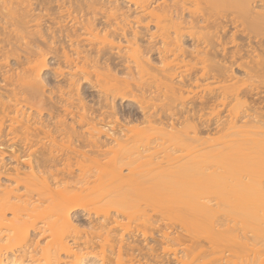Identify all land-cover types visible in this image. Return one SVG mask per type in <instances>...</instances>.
<instances>
[{"label":"bare ground","instance_id":"1","mask_svg":"<svg viewBox=\"0 0 264 264\" xmlns=\"http://www.w3.org/2000/svg\"><path fill=\"white\" fill-rule=\"evenodd\" d=\"M34 1L38 0H0V43L6 42V45H0V60L8 58L7 52H4L6 49L1 50L6 47L8 52L21 51L27 55L29 67L21 72L25 100L41 102L46 99L43 75L48 71V56L55 50L59 51L73 74L67 73V92L62 93L68 98L58 101L64 105L65 112L69 108L83 110L76 113L79 120L76 121L78 127L86 131L79 132L76 128L70 131L72 125L68 127L60 120L59 126L70 132L52 137V130H45L46 126L37 118L40 111L29 113L31 106L27 109L26 106L25 109L18 107L20 102L17 99L8 106L12 108L10 112L14 116L7 119L9 125L5 128L0 120V133L4 129L6 131L7 127L9 131L4 136L19 131L25 135L20 140L29 143L30 148L41 143L43 139L39 137L40 133L47 134L45 137L48 139L37 147L40 149L37 154L43 156L66 151L65 154L70 153L72 157L67 158L64 169L55 174L45 170L47 167L42 162L46 160L41 158L28 159L25 170L15 169L11 174L8 173L9 176L5 171L2 172L3 166L0 165V176L4 174L6 178L7 175L6 180L9 181V185H5L6 181L0 182V264H142L140 260L144 253L140 251L144 245H133L136 243L134 236L137 235H133L127 227H120L117 221L114 222L120 228H116L117 235L112 234L114 230L109 225L114 222L108 218L109 210L113 208L117 216L134 214L147 221V215L141 212V202H148L166 217L179 222L190 235H204L212 245L222 242L223 247L236 253L232 255L235 260L246 251L252 253L250 260L243 259L244 256L237 264H264V249H261L264 247V105L256 107L246 104L239 111L227 108L232 102L243 104L241 100L246 101L247 91L240 87L246 82L255 83L249 70L256 67L255 74L264 77V49L256 47L245 51L247 64H250L245 79L233 76L230 67L217 64L218 60H214L213 54L206 50L195 52L196 56L190 53L192 59L187 58L179 35L182 28L190 29L186 24L182 25L189 20L183 22L181 13L188 8L187 13L196 20L192 22L197 23L199 20L195 16L198 12H194L197 11L196 6L193 11L190 9V5L194 7L195 0H176L174 7L166 3L156 5V0H57L62 2L57 5V9L62 11L61 14L65 12L68 21L64 25L59 24L56 32L64 31L70 43L67 47H55L59 42L54 39L56 32L48 33L50 27L44 32L40 28L41 23H38L41 15L35 13L49 10L48 3L52 0ZM126 3L129 4L127 9L123 6ZM206 3L213 9L232 11L236 20H240L243 27L253 33L264 29V0H206ZM130 5L134 10L132 13L136 15L133 23H153L160 33L162 48L159 51L164 54L160 55L159 66L151 64L147 52L138 44L136 32L130 25ZM83 7L86 8L85 17L80 19L75 14L82 12ZM98 14L102 15V21H96ZM51 19L53 23L57 20L56 17ZM63 19L65 22L66 19ZM202 21L205 22V18ZM61 22L59 19L58 23ZM200 26L196 28V25H190L193 34L197 31L205 35ZM204 28H208V25ZM114 54L124 64L119 69L107 63L105 56ZM195 64L200 65L197 72L210 71L214 74H202L199 79L201 83L193 84L191 78L186 79L189 75L186 72ZM93 77L101 82L98 83L100 86L104 81L103 88L108 83L111 85V89L101 91L104 99H108L109 94L112 98L135 97L133 90L136 87L139 92H147L146 96L141 94L142 103L147 104L144 106L145 111H150H144L146 115L139 122L143 126L127 128L120 125L118 129L111 128L113 122L107 124L103 120L97 123L88 117L82 98L78 97L79 103H73L72 97L78 96L80 80L90 81ZM146 83H152L155 90ZM146 86L147 89H144ZM192 88H198L199 91L194 92ZM213 91H216L212 96L215 99L230 98L227 102H216L205 107L209 111L201 114L213 117L217 126L214 131L199 128L197 112L189 108H183L177 117L175 114L159 115L158 108L157 111L156 108L153 110L156 106L161 107V103L157 104L156 101L159 103L164 100L162 98L168 97L182 106L188 103L185 98L189 94L195 96ZM5 98L8 95L0 93V107L5 105ZM220 106L226 113L223 116V111L218 110ZM181 125L182 129L175 130ZM30 132L36 133L30 135ZM217 133H220V137L216 142L209 141L210 135ZM71 135H76L75 139ZM71 141L78 142V147L65 148L64 144ZM83 148L89 150H80ZM54 166L51 164L49 168ZM124 170L125 175L122 174ZM92 171L93 175L87 177L86 173ZM95 175L100 181L112 186L102 192L99 198L92 197L91 193H82L88 189L89 179ZM243 177L247 179L243 180ZM33 187H39L37 197H24L18 193L21 188ZM209 198L218 200L214 204L216 208ZM95 199L97 202L104 200L103 206L95 210V225H90L88 232L80 233L72 219L74 207H88L95 204ZM21 209L36 214L31 223V235L29 228L23 226ZM219 212L234 219L237 226L217 221ZM36 218L41 219L40 227H36ZM140 235L145 242L148 240L144 230L140 231ZM164 238L166 242L169 241L167 235ZM94 239L95 242L92 241ZM136 249H140L139 258L137 253L136 257L134 255ZM147 250V256H154L151 253L153 247ZM153 258L149 257V263L148 260L145 263L161 264L155 261L156 257ZM195 259L176 257L175 264H193ZM220 260H223L222 257H217L212 263Z\"/></svg>","mask_w":264,"mask_h":264},{"label":"rangeland","instance_id":"2","mask_svg":"<svg viewBox=\"0 0 264 264\" xmlns=\"http://www.w3.org/2000/svg\"><path fill=\"white\" fill-rule=\"evenodd\" d=\"M175 1L176 0H156V5H159V4L164 5L166 3V4H171L172 6L173 3L177 2ZM38 2L39 0L34 1V3H38ZM187 2H189V0H187ZM60 3L62 2L57 1V0H52L51 2L48 3V5L50 6L49 10L47 9V11L45 12L35 11V13H38L41 15V18H39L40 21L38 23H41L40 28H43L44 32H46L47 27H50V29L47 31L48 33L56 32L57 26L60 27L59 24L64 25L68 21L67 19L68 17L64 14L65 12L61 14L62 11L59 12V10L57 9V5ZM193 3H194L193 4L194 7L188 3V6L189 5L191 6L190 7V9H192L191 11H193V9L196 6L197 11H194V12H198L197 14L201 16L202 18H205L206 21L203 22L204 19L202 21V18H199L198 15L195 16L193 14V17L195 16L196 19L198 18V20L200 21V22L197 21V23L196 22L193 23L196 20H193L192 16H190L189 13H187L188 12L187 10L189 9L186 8V10H183V12L181 13L182 20H184L183 22H186L187 20H189V22L187 21L188 23L187 22L182 23V25L184 24L185 26L186 24V27L187 28L189 27L190 29H191L190 25H192V27L193 25H196V28H198V26L201 25L200 27L203 28L201 30L202 31L204 30L203 32L205 33L203 34L205 35L202 36L200 34L201 32L198 33L197 31H195V33L193 34V30H192L193 28L191 30L186 29L185 27H184L185 29L183 28L181 29L180 31L181 35H179L180 36L179 39H181V43L183 47L182 49H184L185 54H187L186 55L187 58L189 57L190 59H192L191 56H189L190 53H192V56L193 55L196 56L195 54L197 53L195 52H200V51L204 52L206 50L210 54H213V56L215 57L214 60H218L217 64H221V66L224 65L226 67L227 66L230 67L231 69L230 73H232L233 76H236L238 79H245L246 77L245 72L249 70L248 67L250 66V64H247V59L244 56L245 51L250 50V49L252 50L256 47L257 49L259 48V50L264 49V46L260 45V44H264V29H261L259 32L257 31V33L256 32L253 33L250 30L244 28L240 20H236L234 14H231L232 11L230 10L221 11L219 9H213L209 4L206 3V0L205 1L195 0L193 1ZM123 6L125 9H127L129 4L126 3ZM185 6L187 7V5ZM173 7H174V4H173ZM85 11H86V8L83 7L82 12H80L78 15L75 14V16L79 17L80 19L84 18L85 16L83 15ZM132 11H134L133 6L130 5L129 13H132ZM60 14L62 15V18H60L61 16ZM134 16L136 15L132 13V15L129 17V20L131 21L130 25L132 26L133 31L136 32L138 44L142 47L144 51L147 52V56L152 61L151 64H155V66H159V60H160V57L162 56L161 54H164V53L160 54V51L162 48V41L159 35L160 33L155 28L153 23H148V24L133 23L135 21ZM51 17L52 18L56 17L57 24H54L56 22L55 20H54V23L51 22L53 21ZM63 17L66 19L65 22H64ZM95 18H96V21L98 22L103 20V17L101 14H98ZM59 19L62 20L61 23H58ZM179 19H181V17ZM51 23L53 24L51 25ZM204 24H206V26H204ZM207 25L209 29L204 28V27H207ZM213 34H215L218 38L213 37L214 36ZM54 37H55L54 39L59 41L56 43L55 47H61V46L67 47L70 43L68 38L65 37L64 31L56 32ZM82 38L84 37L82 36ZM231 39L233 40V42L231 41ZM0 45L2 47L6 45V42H2L0 43ZM7 49L8 47L1 49V50L2 51L5 50L4 52H7L8 58L3 61L0 60V63L2 64L0 65V93L6 96L8 95L7 99L10 98V100H7L5 98L4 99L5 105L3 107H0V118H1L0 120L3 121L2 127L5 128L7 125H9V122L7 119L14 116V114L10 112L12 108L8 106L14 104V102H16L15 99H17V101L19 100L18 102H20L18 107L22 106L23 109L25 108L27 109L31 106V108L28 110L29 113H32L34 110L40 111V114L38 115L37 118L43 123L42 124L43 126L44 125L46 126L45 130L47 131L49 130V132L50 130H52L51 131L52 137H56L58 134L60 135V134L69 133L71 131V128L73 129L76 128L75 130L79 132L81 131L85 132L86 129L85 131H83L84 129H80L77 125L79 124L78 123L79 120L77 119L78 117L76 113H81V111L83 112V110L79 111L76 108H73L74 110H72V108L71 109L69 108V110L67 109L65 112L64 111L65 108L62 107L64 105H61L62 103H59L60 101H62L60 99L65 100L66 98H68L66 95L62 93H64L65 91L67 92L66 84L68 81H65L66 78L68 77L67 73L70 74L73 71V70H68L69 64L64 63L63 57L61 58L60 56L61 53L55 50L53 53L50 54V56H48L49 57L48 58V68H47L48 71H46V73L43 75V78L45 79L44 84H46V86L43 84L45 86L44 93L45 92L46 93L44 94V96L46 97V99L39 102V101L29 100V99L25 100L24 91L22 89V81H21L22 73L21 72L23 69H27L29 67V64L26 61L27 55L21 51L11 53L10 51L8 52ZM105 57L108 59L107 63L111 64L110 66H114L117 69L121 68L120 66L123 63H121L120 58H117L118 56H116V54L112 56L106 55ZM223 61L225 63H223ZM191 63L192 65H194L193 60ZM72 65L73 64H71V66ZM199 67L200 65L195 64L193 68H191L189 71L186 72L187 74H189L186 79L191 78L192 79L191 82L193 84L201 83L199 79L203 75L214 74V73H210V71H207L206 73L197 72L196 70ZM255 69L256 67H253L252 70H249V73L252 79L255 80V83L246 82L240 87L241 90L244 89L247 91L248 96H247L246 101L242 99L241 101L244 102L243 104H235V102H232L231 104H229L227 108H232L234 110L239 111L241 110L242 106L246 104L253 105L256 107L260 106V104L264 105V77H260L257 74H255ZM260 81L262 83H260ZM103 82L104 81H102V84ZM79 83L80 84H79L78 91H77L78 96H73L72 98L74 100L72 99L73 100L72 102L77 104L79 103L77 100L78 97L82 98L81 99L82 104L83 105L85 104L87 108V109L85 108L87 112L85 110L84 111L88 114V117L93 118L97 123L103 120H104V123H107V124H109L110 122H113L110 125V127L115 128V129L116 128L118 129L120 125H124L127 128H133L136 126L137 128H139L143 126L142 124L139 125V122L145 117L146 114L144 113L149 110L146 109L147 111H145L144 106H146L147 104L145 105L144 103H142L141 94L144 93V95L146 96L147 92H144V90H141L139 92L137 90L138 88L136 87L133 90L135 92L134 94L136 95L135 97L128 96L125 98H121L119 96V97L112 98L110 97L111 95L108 93L109 98L104 99V94L102 93L103 92L102 90L107 89V88L111 89L112 87L109 83L107 84L105 88H103L102 84L101 86L98 84L101 82H99L95 77L90 78V81L81 79ZM146 84H149V83H146ZM149 85H152L151 87L154 86L152 83ZM147 87L148 86H146V88L144 89H147ZM192 90L194 92L199 91L198 88L197 89L192 88ZM215 92L216 91H213L211 93H201L195 96L193 93H192L193 96L189 94L185 98L186 99L185 101L188 103L183 104L182 106L177 105L178 101H173L169 99L168 97H166V99L161 97L164 100L159 101V103L158 101H156L157 104L161 103V107L156 106L153 108V110H155L156 108V111H157V108H158L157 114L159 115L160 114H175V116L177 117L179 116V113L181 110H183V108H189L193 110V112L195 111L194 113L197 112L196 113L197 116L195 114L194 115L196 116V122L199 128H202L203 130L212 129L214 131L217 128V126H216V123L212 119L213 117L210 115H206V114L203 116L201 114H203L204 112H208L209 110L206 109L205 107L213 103L222 102V101L227 102L228 100H230L229 97L227 99L213 98L212 96L213 94H215ZM154 93H157V91H155ZM58 99L60 101H58ZM68 101H71V99H69ZM150 110L151 112L153 111L152 108ZM218 110H220V112L223 111L221 116L226 114L222 106H220ZM1 111L2 112L4 111L3 114H1ZM262 112H264V108ZM198 117L200 118L198 119ZM60 120L64 121V123H66L68 127L72 125L71 127H69L70 131H68L67 129H64V127H62L63 128L62 129L61 126H59L58 123H60L59 122ZM180 128L181 129L183 128L182 125L176 127L175 130H179ZM8 131H9V128L7 127L6 131L4 129V131L2 130V132L0 133L1 135V138H0V151H1L0 163L1 164L0 165L3 166L1 167V169L3 168L2 172L5 171L8 176L15 169L25 170L26 162L28 159L33 160V159H39V158L46 160L42 162L43 166L47 167L45 168V170H48V172H52L54 174L60 173V171L64 169L65 163L67 162L66 159L69 157H72L70 153L65 154L66 151H56L51 154H45L43 156H41L40 154H37V152H40V149H37V147H39L42 142H45L48 139L47 137H45V135L47 134L40 133L39 137H41L43 140L38 146L30 148L29 143L25 144L24 141L20 140V138L25 137L24 134H22L19 131H16L15 134H9L7 136H4L3 134H6ZM36 132H30V135H33ZM75 137L76 135H71L72 139H75ZM219 137H220V133L210 135L211 140L209 141H214L215 143ZM65 139L66 138H64V140ZM81 143H84V142H81ZM64 145H65V148L73 149L79 144L76 141L75 142L71 141V142L65 143ZM80 150L88 151L89 149L83 148ZM178 153L180 154V152ZM183 154H184V151H183ZM109 156H111V154ZM51 164H55L56 166H54L53 168L52 167L49 168V165ZM93 172L94 171L86 173V176L88 177L89 175L90 176L93 175ZM75 174H78V173L76 172ZM122 174L125 175L126 170H124ZM7 175H5L6 178H7ZM2 176H0L1 178L0 182L2 183V181L4 182L6 181L5 185H9V181L6 180V178L4 177V174H2ZM246 179H247L246 177H243V180H246ZM89 180H90V183L87 184L88 189L87 190L85 189L82 192L84 195L91 193L90 195L92 197L96 196L97 198H99L102 192H106L112 188V186L109 183L102 182L99 179H97L96 175L92 176ZM114 185H116V182L114 183ZM38 190H39V187H33L31 189L21 188L18 191V193L23 194L24 197H28V196L37 197L38 196L37 194L39 192ZM210 198L209 200H211ZM217 202L218 200L214 199L211 203L212 205H214ZM103 204H104V200L97 202V200L95 199V204L89 205L88 207H81V206L74 207V214L72 216V219L74 220L76 226H78L77 228L80 233L88 232V230H90V227H91L90 225H95L93 224L95 223V221L93 220H96V216L94 214L95 210L96 208L102 207ZM140 204H141L140 206L141 212L143 211L145 213V216L147 215L146 219L147 217L148 219L150 218L149 220L147 219V221L144 218L138 217L137 215H134V214L132 215L122 214L121 215L120 213H118L121 216L120 215L117 216V211L113 208L109 210L108 218L110 219L111 222L117 221L121 225L120 227H123V226L127 227L131 233L133 232L132 233L133 235L134 234L137 235V236H134L136 241L133 240L136 243L134 244L132 243V244L138 247L139 245L137 243H140V247L144 245L142 249L140 248L141 251L140 249L137 250L138 248L136 249L137 252L136 250L134 251L135 257H136V253L138 255L139 253L138 251H140V253L143 251L144 254L143 256H141L142 259L140 258L141 259L140 262L142 261V264H146L145 263L146 260H148L147 263H149V260H150L149 257L153 258L154 256L156 257V258L154 257L155 261H159L158 263H161V264H175L176 257H180L182 259L194 257L196 259L194 260L193 264H204L206 262L210 264L217 257H222L223 260L214 262L212 264H221V263L222 264L223 263L224 264H233V263L237 264L239 263L240 259H242L244 256L245 257L243 259L246 258L247 260H250L252 258V253L246 251L248 254L247 253H243L241 255L237 254L239 256L238 257L236 256L237 258L235 260V257L233 256H235L236 253L235 252H234L235 254L232 253L233 250L230 251V249L229 248L227 249L226 246L223 247V245H221L222 242L220 244L217 243V244L212 245L211 242L204 235L203 236L202 235H190L179 222L169 217H166L153 205L149 204L148 202H141ZM213 207L216 208V205H214ZM35 215L36 214L34 212H30L27 209H21L20 211V216H21L20 218L23 221V226H26L29 228L30 235L33 233V231L31 230V223H32V220L35 218ZM9 216L10 215H8V217ZM217 217H218L217 221H221L223 224L225 223L224 221H226L227 222L226 225L230 222L229 225H233L232 227L237 226L235 225L236 221L234 219L232 218L230 219L228 215H225L222 212L217 213ZM143 219L147 223L144 222ZM35 221H36V227H40L42 225L40 218H36ZM114 223H113L114 225L110 224L109 227L111 226L112 230H114L112 231V234L117 235L118 233L117 229H119L120 227L117 226L116 222ZM221 228H217V229L221 230ZM143 230L147 232L148 234L147 235L148 240H146V242L148 241L147 243L143 239L144 237L140 235V231H143ZM242 232H239V233L241 234ZM10 234H12V231H10ZM166 235H167V239L169 240L167 242H166V238H164V236ZM86 240L88 239L86 238ZM82 241H83V238H82ZM92 241L95 242L96 240L94 239ZM160 243L162 246L160 245ZM148 247L154 248V251L151 252L154 256L152 255L147 256L149 253V251L147 250ZM261 249H264V247H261ZM200 251H203V252L199 253ZM132 252L133 251H131V254ZM139 255L137 256V258L140 257ZM226 259H228V261H226L227 263L225 262Z\"/></svg>","mask_w":264,"mask_h":264}]
</instances>
